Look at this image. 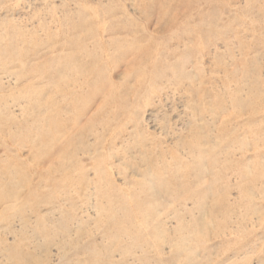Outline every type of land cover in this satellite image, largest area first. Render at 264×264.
Instances as JSON below:
<instances>
[{
    "label": "rangeland",
    "instance_id": "obj_1",
    "mask_svg": "<svg viewBox=\"0 0 264 264\" xmlns=\"http://www.w3.org/2000/svg\"><path fill=\"white\" fill-rule=\"evenodd\" d=\"M0 264H264V0H0Z\"/></svg>",
    "mask_w": 264,
    "mask_h": 264
}]
</instances>
